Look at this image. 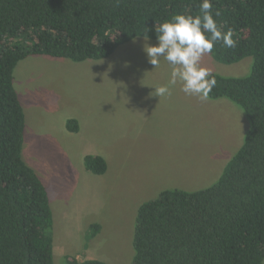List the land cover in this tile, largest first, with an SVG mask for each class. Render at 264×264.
I'll return each instance as SVG.
<instances>
[{"label":"trees","instance_id":"16d2710c","mask_svg":"<svg viewBox=\"0 0 264 264\" xmlns=\"http://www.w3.org/2000/svg\"><path fill=\"white\" fill-rule=\"evenodd\" d=\"M234 48L210 57L236 64L241 78L212 74L209 100L226 99L244 114L243 144L217 181L202 190L161 191L135 217L132 264H264V0H211ZM200 0H0V264H53V216L47 191L22 159L25 117L13 74L28 56L72 62L110 57L136 38L157 40L154 27L176 14L199 15ZM207 35V34H206ZM76 133V120L66 122ZM84 167L103 175L106 161L87 155ZM100 226L90 225L89 241ZM67 264H106L97 260Z\"/></svg>","mask_w":264,"mask_h":264},{"label":"rangeland","instance_id":"374dc122","mask_svg":"<svg viewBox=\"0 0 264 264\" xmlns=\"http://www.w3.org/2000/svg\"><path fill=\"white\" fill-rule=\"evenodd\" d=\"M136 38L101 60L72 62L28 56L13 74L25 117L22 159L42 181L53 216V264L67 259L132 264L138 208L161 191L193 192L213 185L243 144L248 123L226 99L152 95L171 67L148 62ZM252 59L220 64L209 54L202 67L227 78L246 76ZM76 120L79 130L68 132ZM107 163L94 175L84 157ZM100 231L86 240L90 225Z\"/></svg>","mask_w":264,"mask_h":264},{"label":"clouds","instance_id":"9594fccd","mask_svg":"<svg viewBox=\"0 0 264 264\" xmlns=\"http://www.w3.org/2000/svg\"><path fill=\"white\" fill-rule=\"evenodd\" d=\"M198 8L199 15L176 14L171 21L154 27L157 44L144 46L148 62L158 67L163 57L171 71L167 84L155 86L152 95L170 96L172 89L179 85L185 95L206 101L216 86V78L208 68L201 66V58L211 54L216 44L230 49L236 46V41L231 29L222 31L218 26L215 17L220 16V12H213L211 0H200ZM144 39H148L146 34Z\"/></svg>","mask_w":264,"mask_h":264}]
</instances>
